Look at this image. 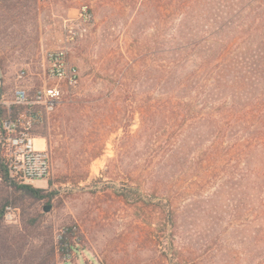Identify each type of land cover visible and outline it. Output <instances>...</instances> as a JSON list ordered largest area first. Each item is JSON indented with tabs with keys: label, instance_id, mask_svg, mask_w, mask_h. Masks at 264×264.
<instances>
[{
	"label": "rangeland",
	"instance_id": "obj_1",
	"mask_svg": "<svg viewBox=\"0 0 264 264\" xmlns=\"http://www.w3.org/2000/svg\"><path fill=\"white\" fill-rule=\"evenodd\" d=\"M38 9V20L26 33L23 23L5 32L0 21L3 93L8 91L13 101L17 87L30 95L40 88L45 57L66 45L69 29L78 34L71 62L79 68L81 82L73 100L37 129L44 136L37 139L45 140L52 157L53 175L33 186L48 189L53 183L59 200L51 212L41 205L28 206L27 215L42 216L41 227L22 245L20 260L5 258L0 264H23L28 252L43 246V254L56 248L48 264H167L159 243L158 217L146 219L143 210L123 204L110 190L95 196L88 193L108 181L141 185L152 192L158 172L163 174L160 197L175 199L185 228L182 237L188 239L183 242L192 246L189 264H223L225 250L246 255V246L232 234L236 199L230 190L226 217L221 202L201 204L205 194H214L218 186L214 175L202 181V151L189 160L183 147L175 159L169 157L171 145L181 143L187 127L179 110L186 99L171 89V66L166 61L169 32L164 17L160 25L155 20L158 8L149 7L146 0H39ZM158 26L166 34L161 45L153 38ZM155 50L161 55L155 56ZM10 215L4 231L10 230L12 238L24 232L27 215L22 211ZM70 227L74 233L67 236L64 252L60 241ZM206 234L213 235L207 243ZM219 234L224 242L218 240ZM8 246L13 248V239Z\"/></svg>",
	"mask_w": 264,
	"mask_h": 264
},
{
	"label": "trees",
	"instance_id": "obj_2",
	"mask_svg": "<svg viewBox=\"0 0 264 264\" xmlns=\"http://www.w3.org/2000/svg\"><path fill=\"white\" fill-rule=\"evenodd\" d=\"M38 2L0 0V21L5 32L21 23L25 33L34 27L39 16ZM146 4L158 8L155 19L158 25L165 18V31L169 32L166 60L171 66L169 82L171 89L186 99L179 104V110L187 127L183 129L181 143L171 145L169 157L175 159L183 147L188 149L184 153L187 159L202 151L205 171L202 181L212 175L218 181L216 192L210 196L205 194L201 199L204 206L219 201L226 217L225 208L230 207L226 202L228 189L236 199L232 214L236 223L231 229L239 244L246 246V255L225 250L227 259L223 264H246V261L264 264V0H146ZM162 5L164 11H161ZM159 27L153 36L156 45H161L166 35ZM154 53L159 56L162 52L155 50ZM4 63L5 59L0 57V69ZM25 111L24 106L12 101L6 105L0 99V123L9 118L17 120ZM37 129L32 130L34 137H44ZM159 176H163L162 172H158L157 184L152 180V192L141 185H117L108 181L88 193L95 196L110 190L123 204L143 210L146 219L158 217L157 232L165 262L189 264L191 244L183 242L188 239L182 237L185 228L175 199L160 197L158 188L163 181ZM52 185L41 189L11 179L0 155V261L22 258L25 250L22 245L41 227L42 216L27 215L28 206L41 205L44 211L51 212L60 196ZM10 210L27 215L24 232L12 238L10 230L4 231ZM73 233V227L68 228L60 241L64 252L67 236ZM212 236L206 234L205 242ZM222 238L219 234L218 240L224 242ZM10 239H13V248L8 246ZM43 247L28 252L24 263L48 264L55 257L56 248L53 246L52 251L43 254ZM243 256L247 257L245 262Z\"/></svg>",
	"mask_w": 264,
	"mask_h": 264
},
{
	"label": "built area",
	"instance_id": "obj_3",
	"mask_svg": "<svg viewBox=\"0 0 264 264\" xmlns=\"http://www.w3.org/2000/svg\"><path fill=\"white\" fill-rule=\"evenodd\" d=\"M84 18L87 20L88 15ZM66 32V45L45 57L43 85L32 95L23 87L14 90L12 102L26 107V111L17 120L9 118L0 123V155L9 177L24 185L45 182L52 177L53 161L45 140L42 139L44 147L38 148L32 130L71 102L80 86L79 68L71 62V48L77 42L78 34L72 29Z\"/></svg>",
	"mask_w": 264,
	"mask_h": 264
},
{
	"label": "crops",
	"instance_id": "obj_4",
	"mask_svg": "<svg viewBox=\"0 0 264 264\" xmlns=\"http://www.w3.org/2000/svg\"><path fill=\"white\" fill-rule=\"evenodd\" d=\"M2 100L4 101V104H6V105L7 104H10L11 100H10V95H9V92L8 91H5L3 93Z\"/></svg>",
	"mask_w": 264,
	"mask_h": 264
},
{
	"label": "water",
	"instance_id": "obj_5",
	"mask_svg": "<svg viewBox=\"0 0 264 264\" xmlns=\"http://www.w3.org/2000/svg\"><path fill=\"white\" fill-rule=\"evenodd\" d=\"M2 78H3V76H2V72H1V70H0V99H1L2 96H3V91H2L3 81H2Z\"/></svg>",
	"mask_w": 264,
	"mask_h": 264
},
{
	"label": "bare ground",
	"instance_id": "obj_6",
	"mask_svg": "<svg viewBox=\"0 0 264 264\" xmlns=\"http://www.w3.org/2000/svg\"><path fill=\"white\" fill-rule=\"evenodd\" d=\"M36 146L38 147V148H43V141L42 140H40V139H36Z\"/></svg>",
	"mask_w": 264,
	"mask_h": 264
}]
</instances>
